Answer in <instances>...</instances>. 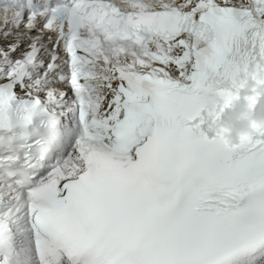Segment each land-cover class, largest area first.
I'll list each match as a JSON object with an SVG mask.
<instances>
[{
    "label": "snow or ice",
    "instance_id": "obj_1",
    "mask_svg": "<svg viewBox=\"0 0 264 264\" xmlns=\"http://www.w3.org/2000/svg\"><path fill=\"white\" fill-rule=\"evenodd\" d=\"M252 76L264 0H0V264H264Z\"/></svg>",
    "mask_w": 264,
    "mask_h": 264
},
{
    "label": "clouds",
    "instance_id": "obj_2",
    "mask_svg": "<svg viewBox=\"0 0 264 264\" xmlns=\"http://www.w3.org/2000/svg\"><path fill=\"white\" fill-rule=\"evenodd\" d=\"M151 3L158 4L161 0H150ZM254 82L250 83L245 90V96L254 95L252 88ZM264 93V88L261 89ZM243 117V119H242ZM253 121L258 122L264 128V96H261L257 107L253 108L250 101L245 99L239 102V108L230 109L226 117L217 120L216 115L210 114L207 108H204L196 118L187 119L185 123L193 129H203L211 137L224 135L229 143H237L246 135L256 134L260 128L253 127Z\"/></svg>",
    "mask_w": 264,
    "mask_h": 264
}]
</instances>
